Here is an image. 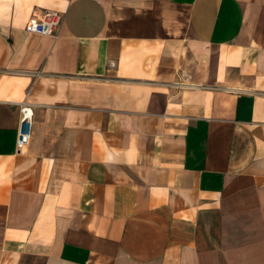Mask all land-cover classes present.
Masks as SVG:
<instances>
[{
  "label": "crops",
  "instance_id": "1",
  "mask_svg": "<svg viewBox=\"0 0 264 264\" xmlns=\"http://www.w3.org/2000/svg\"><path fill=\"white\" fill-rule=\"evenodd\" d=\"M0 264H264V0H0Z\"/></svg>",
  "mask_w": 264,
  "mask_h": 264
},
{
  "label": "built area",
  "instance_id": "2",
  "mask_svg": "<svg viewBox=\"0 0 264 264\" xmlns=\"http://www.w3.org/2000/svg\"><path fill=\"white\" fill-rule=\"evenodd\" d=\"M60 14L57 11L46 10L39 20L30 19L24 29L31 33L53 34L60 23ZM32 107L29 103H23L20 107V126L16 140L17 147L22 149L29 141L32 125Z\"/></svg>",
  "mask_w": 264,
  "mask_h": 264
},
{
  "label": "rangeland",
  "instance_id": "3",
  "mask_svg": "<svg viewBox=\"0 0 264 264\" xmlns=\"http://www.w3.org/2000/svg\"><path fill=\"white\" fill-rule=\"evenodd\" d=\"M207 52H208V60H207V66H208V72L210 71H212L213 70V64L212 65H210V60H209V49L207 50ZM212 77V76H211ZM213 78V77H212ZM212 80V79H211ZM216 84H215V82H210V83H207V84H204V86H215Z\"/></svg>",
  "mask_w": 264,
  "mask_h": 264
}]
</instances>
